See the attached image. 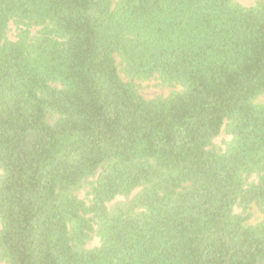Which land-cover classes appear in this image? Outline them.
I'll return each mask as SVG.
<instances>
[{"label": "trees", "instance_id": "1", "mask_svg": "<svg viewBox=\"0 0 264 264\" xmlns=\"http://www.w3.org/2000/svg\"><path fill=\"white\" fill-rule=\"evenodd\" d=\"M262 96L264 0H0V262L264 264Z\"/></svg>", "mask_w": 264, "mask_h": 264}, {"label": "rangeland", "instance_id": "2", "mask_svg": "<svg viewBox=\"0 0 264 264\" xmlns=\"http://www.w3.org/2000/svg\"><path fill=\"white\" fill-rule=\"evenodd\" d=\"M114 1L116 2V0H114ZM256 1L257 0H238V2L244 6H252L255 4ZM8 38L11 40L16 39L15 25L13 23H11L9 26ZM140 91L145 98L152 99V98H155L157 96H165L166 97L171 92V89L161 87L159 85V82L154 80V81L142 83L140 85ZM257 102L264 104V96L260 97ZM228 139H229V137L223 133L219 138H217L215 140V143L218 145H222L223 142L228 140ZM84 195H85L84 192L80 193V196L82 198L84 197ZM123 200H124L123 198H119L116 202H120ZM236 211L239 212V210H236ZM251 213H252V219L250 221V224L255 225V224L264 220V215L262 213H260L256 207H252ZM98 244H99V239L94 238L92 240V242H90L88 247L91 248V247H94ZM0 264H4V263L0 262Z\"/></svg>", "mask_w": 264, "mask_h": 264}]
</instances>
